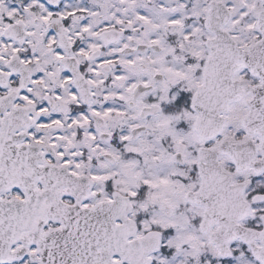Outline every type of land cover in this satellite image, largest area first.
I'll list each match as a JSON object with an SVG mask.
<instances>
[{"label": "snow or ice", "instance_id": "6c2138e0", "mask_svg": "<svg viewBox=\"0 0 264 264\" xmlns=\"http://www.w3.org/2000/svg\"><path fill=\"white\" fill-rule=\"evenodd\" d=\"M0 264H264V0H0Z\"/></svg>", "mask_w": 264, "mask_h": 264}]
</instances>
